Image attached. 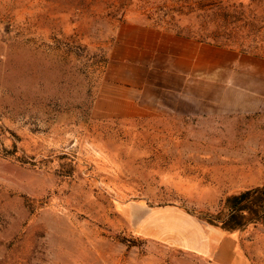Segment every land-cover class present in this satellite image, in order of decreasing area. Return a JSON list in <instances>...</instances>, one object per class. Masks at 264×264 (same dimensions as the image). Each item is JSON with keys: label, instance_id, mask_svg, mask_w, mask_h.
Segmentation results:
<instances>
[{"label": "rangeland", "instance_id": "rangeland-1", "mask_svg": "<svg viewBox=\"0 0 264 264\" xmlns=\"http://www.w3.org/2000/svg\"><path fill=\"white\" fill-rule=\"evenodd\" d=\"M129 25L264 56V0H0V264H212L207 224L264 264L262 88H113Z\"/></svg>", "mask_w": 264, "mask_h": 264}, {"label": "crops", "instance_id": "crops-1", "mask_svg": "<svg viewBox=\"0 0 264 264\" xmlns=\"http://www.w3.org/2000/svg\"><path fill=\"white\" fill-rule=\"evenodd\" d=\"M110 53L113 61L125 67L113 88L140 92L148 85L186 88L191 78L209 76L220 84L224 80L231 88L245 85L262 88L264 92V56L234 47L202 42L155 27L129 25L120 30ZM110 96L123 102V97L116 93ZM122 105L125 110L124 102ZM244 235L243 231L207 224L190 233L196 243L189 252L207 258L212 264H249V241Z\"/></svg>", "mask_w": 264, "mask_h": 264}, {"label": "trees", "instance_id": "trees-1", "mask_svg": "<svg viewBox=\"0 0 264 264\" xmlns=\"http://www.w3.org/2000/svg\"><path fill=\"white\" fill-rule=\"evenodd\" d=\"M258 192H260L261 196L259 197V201L261 203V209L264 211V188L261 189V190H258ZM252 194V191L248 190V191H244L242 192L239 196H236L235 199H234V203L236 204H239L240 202H242L244 199H246L249 195ZM226 229V228H224ZM228 231H233V230H230V229H226Z\"/></svg>", "mask_w": 264, "mask_h": 264}]
</instances>
